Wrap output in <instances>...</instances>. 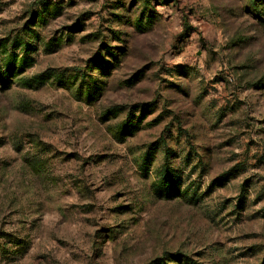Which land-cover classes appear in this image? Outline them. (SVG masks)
I'll use <instances>...</instances> for the list:
<instances>
[{
	"label": "rangeland",
	"instance_id": "obj_1",
	"mask_svg": "<svg viewBox=\"0 0 264 264\" xmlns=\"http://www.w3.org/2000/svg\"><path fill=\"white\" fill-rule=\"evenodd\" d=\"M0 264H264V0H0Z\"/></svg>",
	"mask_w": 264,
	"mask_h": 264
},
{
	"label": "trees",
	"instance_id": "obj_2",
	"mask_svg": "<svg viewBox=\"0 0 264 264\" xmlns=\"http://www.w3.org/2000/svg\"><path fill=\"white\" fill-rule=\"evenodd\" d=\"M173 173V172H172ZM172 173H170L169 175H167L168 177H172Z\"/></svg>",
	"mask_w": 264,
	"mask_h": 264
}]
</instances>
